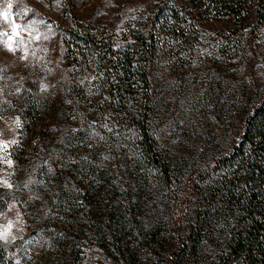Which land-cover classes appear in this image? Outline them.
<instances>
[{
    "label": "rangeland",
    "instance_id": "rangeland-1",
    "mask_svg": "<svg viewBox=\"0 0 264 264\" xmlns=\"http://www.w3.org/2000/svg\"><path fill=\"white\" fill-rule=\"evenodd\" d=\"M159 1L0 0V32L12 37L0 41V142H7L0 143V264H164L170 232L163 215L182 222L196 202H208L195 185L214 197L210 187L225 170L210 182L200 170L219 163L264 96V23L253 6L241 10L244 22L185 0L162 11L150 122L174 163L169 180L133 162L129 103L108 93L98 47L68 49H77L76 29L115 53L141 48ZM14 25L22 26L19 37ZM122 218L133 220L129 238L144 243L142 261L116 258L109 246L106 232ZM222 224L208 254L227 248L233 224ZM73 243L74 254L61 261Z\"/></svg>",
    "mask_w": 264,
    "mask_h": 264
},
{
    "label": "trees",
    "instance_id": "trees-1",
    "mask_svg": "<svg viewBox=\"0 0 264 264\" xmlns=\"http://www.w3.org/2000/svg\"><path fill=\"white\" fill-rule=\"evenodd\" d=\"M168 1L170 0L158 2L159 8L151 16V26L145 31L146 42L141 41V48L134 46L130 50V44L129 50L115 53L110 46L105 48L106 44L90 39V33L87 35L78 29L70 31L71 42L77 49L73 50L68 46L74 54L78 53L82 43L88 50L93 44L98 47V59L108 64L109 72H104L105 81H108L105 86L108 93L118 97L123 107L129 103L126 114L130 116L133 131L137 135V143L133 145L137 148L133 162L141 169L154 172L167 180L174 173V163L170 152L164 153L159 147L156 136L152 133L150 115L153 104L152 64L159 44L160 23L165 14L162 11ZM185 2L192 3L203 12L212 14L215 11L227 16L228 20L235 18L236 21L242 16L241 10L252 5L251 14L258 19L257 24L264 23V0ZM240 21L244 22V17ZM101 53L104 55H100ZM217 162L219 165L200 170L207 181L221 176L220 171L225 170L223 179L217 178L210 187L214 188V197L199 188V184L195 185L193 188H198L195 193L206 198L208 202H196L199 207L196 206L182 222L174 219L171 214L163 215L170 232V248L164 264H264V96L249 108L230 149ZM101 195L99 191L97 196ZM222 201L226 204V210L221 206ZM86 216L88 217L87 212ZM131 220L122 218L117 228H108L105 236L110 240L109 246L113 247L116 258L125 257L127 262L136 263L138 260L142 261L141 247L144 243L134 236L129 238L135 229L128 228L133 223ZM220 223L233 224L228 232L227 248L221 255L208 254V242ZM72 246L75 243L68 248L64 247L63 254L66 257H62L61 261H68L74 254L75 249ZM143 260L144 264L150 263V258Z\"/></svg>",
    "mask_w": 264,
    "mask_h": 264
},
{
    "label": "snow or ice",
    "instance_id": "snow-or-ice-1",
    "mask_svg": "<svg viewBox=\"0 0 264 264\" xmlns=\"http://www.w3.org/2000/svg\"><path fill=\"white\" fill-rule=\"evenodd\" d=\"M8 7L11 8V4H9ZM3 19H4V20H7V13H4V14H3ZM19 27H22V26H20V25H14L13 36L19 37V32H17V31L15 30L16 28H19ZM6 36H8V37H9V41H11L12 37H10L9 34L6 33V32H0V41H2V38H3V37H6ZM38 38H39V37H37V39H38ZM20 39L22 40V37H20ZM7 46H8V50H9V51H15V50H16V49L12 46V43H11V42H9V43L7 44ZM24 58H26V56H25ZM14 142H15V141H13V143H14ZM0 143H2L4 147H6V145H7V142H0ZM8 163L11 164L12 162H11V161H8ZM9 187H11V185H9Z\"/></svg>",
    "mask_w": 264,
    "mask_h": 264
}]
</instances>
